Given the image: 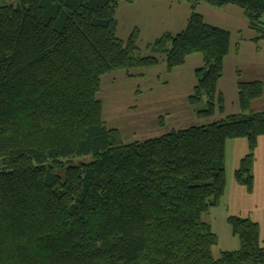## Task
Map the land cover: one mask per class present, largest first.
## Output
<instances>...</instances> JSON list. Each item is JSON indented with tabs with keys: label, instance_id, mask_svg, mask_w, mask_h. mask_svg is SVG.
<instances>
[{
	"label": "trees",
	"instance_id": "16d2710c",
	"mask_svg": "<svg viewBox=\"0 0 264 264\" xmlns=\"http://www.w3.org/2000/svg\"><path fill=\"white\" fill-rule=\"evenodd\" d=\"M120 0H0V264H264L259 226L228 222L240 248L212 256L217 237L201 217L226 188L225 144L246 139L236 182L252 192L264 111L261 82H239V113L203 126L123 143L97 99L102 76L159 65L168 72L201 55L188 102L210 118L230 33L196 12L233 6L264 41V0H180L186 27L138 48L117 38ZM132 4L135 0H122ZM90 156L88 163L73 164Z\"/></svg>",
	"mask_w": 264,
	"mask_h": 264
},
{
	"label": "rangeland",
	"instance_id": "374dc122",
	"mask_svg": "<svg viewBox=\"0 0 264 264\" xmlns=\"http://www.w3.org/2000/svg\"><path fill=\"white\" fill-rule=\"evenodd\" d=\"M177 1L180 0H135L132 4H126L120 0L115 14L117 38L125 42L134 30H138L137 46L147 55L146 47L163 34L176 35L185 29L191 12L190 5L185 1H180V4ZM196 12L203 16L209 25L232 31L231 47L240 39L248 40L249 37L259 36L247 29V21L242 11L236 7L220 9L200 2ZM262 21L264 23V16ZM240 30L243 32L240 33ZM259 46L261 49L258 55L254 54L252 47H249L250 50L244 47L238 57L231 55L226 59L222 77L217 84V92L222 94L224 99L222 113L217 110L214 116L202 118L198 112L205 109L206 99L203 97L202 102L196 106L188 102L197 83L195 72L204 67L201 55L189 58L183 66L171 72L167 71L165 57L160 56V63L155 67L129 72L114 71L101 77L97 99L102 104L103 121L108 128L118 131L123 143L129 144L159 137L171 130L211 124L236 114V110H239L238 82L258 81L264 87V42ZM253 102L256 103H252V111L264 109V92L260 99ZM246 145L248 146L247 141ZM237 149L236 139L226 141L224 201L201 217L202 222L207 224L217 237V245L212 248V256L215 259L219 258L222 252H233L240 248L239 239L234 236L228 219L249 217L236 212L239 209L236 206L235 177L239 167L236 166L239 155ZM247 152L248 149L244 156ZM91 159L90 156L79 157L73 164L88 163ZM252 221L259 226L260 244L264 246V219Z\"/></svg>",
	"mask_w": 264,
	"mask_h": 264
},
{
	"label": "crops",
	"instance_id": "0c3cea01",
	"mask_svg": "<svg viewBox=\"0 0 264 264\" xmlns=\"http://www.w3.org/2000/svg\"><path fill=\"white\" fill-rule=\"evenodd\" d=\"M160 1H169V0H160ZM177 3L180 4V1H177ZM170 7L171 6H169L168 10H170ZM228 7L229 6H225V7H222L220 9H225ZM231 9H234V8H231ZM185 13H187V12H185ZM184 19H185V17H184ZM246 27L248 30H250L248 28V24L246 25ZM246 27H245V29H246ZM231 32L232 31H229L230 41L232 42V35H231L232 33ZM239 32L241 33V32H243V30H240ZM253 38L254 37H249L248 40L240 39L237 43L234 44L233 47H231V45H230V51H229L228 56L224 59L223 68H224L226 59H228L231 55L238 57L237 55H240L242 53V50L244 47H246V49L248 48L249 50H250L249 47H252L251 49L254 52V54L258 55L260 53L259 51L261 49L259 45L264 41H261V42L256 44V43L252 42ZM244 45H246V46H244ZM198 55L197 54L196 55H190L187 57L186 60H188L189 58L194 57V56L198 57ZM238 83H237V85H238ZM252 103H256V102H252ZM252 103H251V105H252ZM253 111H264V109L253 110ZM238 113H239V110H236V114H238ZM231 115H235V114H231ZM241 140H243V139H239V140L236 139V149L238 148L237 150H239V152H238L239 155L237 156V159H236V162H237L236 166L239 165V163H240L239 161H241L246 150L248 149V146L246 145V140H243V141H241ZM239 143H241L240 144L241 146H239ZM252 175H253V188H252L251 193H248L244 186H241L238 183H236V206L239 207L238 211H236V212H240V213H242V215L249 216L248 218L250 220H262V219H264V136L259 137L257 140V146H256V149L254 152V164L252 167ZM225 191H226V189H225ZM225 193L226 192H224V195L220 199L219 205H221L222 204L221 202L224 201L223 199H224ZM238 198H241V200H239ZM255 198H256V201H254Z\"/></svg>",
	"mask_w": 264,
	"mask_h": 264
}]
</instances>
